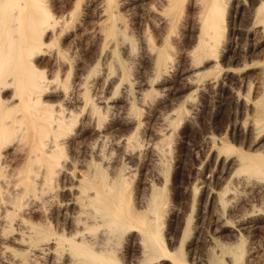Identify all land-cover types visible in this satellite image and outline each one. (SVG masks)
<instances>
[{
  "label": "bare ground",
  "instance_id": "obj_1",
  "mask_svg": "<svg viewBox=\"0 0 264 264\" xmlns=\"http://www.w3.org/2000/svg\"><path fill=\"white\" fill-rule=\"evenodd\" d=\"M241 3L0 0V264H243L247 260L250 230L264 233V215L250 221L238 218L232 229L228 223H235L236 214L228 217L226 209L235 199L233 195L230 199L231 193L227 196L234 187L233 176L244 197L264 192V0L251 2L248 13ZM230 4L234 14L227 21ZM137 9L139 20L149 18L140 35L150 74L146 81L132 80L130 72L137 40L129 30L128 13ZM184 13L190 33L182 61L190 63L188 69L180 65L176 74L164 78L175 64L173 38ZM79 46L84 51L80 56ZM223 72L239 75L238 98L245 96V110L242 122L232 121L230 136L220 143L213 138L217 157L222 156L218 175H233L212 197L217 205L210 206V217L222 224L212 226L207 238L203 224H199L203 230L194 229L189 217L177 246L176 238L169 240L165 233V186L158 187L144 173L137 182L136 173L128 176L132 168L128 163H138L144 171L163 158L159 141L145 155L140 150L142 156L134 155L144 147L139 129L144 111L136 103L134 86L141 101L160 96L154 102L159 100L165 111L172 105L176 115L166 122L177 126L187 108L177 99L190 88L181 82L193 84L211 75L217 79ZM159 78L160 90L154 87ZM124 82L127 91L121 94ZM221 90H226L225 84ZM129 95L125 110L121 103ZM174 100L178 105L172 104ZM249 102L252 105L247 106ZM156 107L151 121L158 119ZM244 197L241 203L248 200ZM262 200L260 204L255 200L252 212L264 211ZM227 229L232 238L221 233ZM192 230L197 232L193 238ZM247 262L264 264V252Z\"/></svg>",
  "mask_w": 264,
  "mask_h": 264
},
{
  "label": "rangeland",
  "instance_id": "obj_2",
  "mask_svg": "<svg viewBox=\"0 0 264 264\" xmlns=\"http://www.w3.org/2000/svg\"><path fill=\"white\" fill-rule=\"evenodd\" d=\"M239 1L240 2L242 1L241 4H243V10H244L243 12L244 13L250 12L251 6H252L251 2H253L254 0H252V1L251 0H245V1L239 0ZM232 3L234 4L235 2L233 1ZM233 4L228 5V7L230 9L227 10L228 12L226 11V14L228 13L226 16L227 21H229V19H230L229 16H232V14H234V8H233L234 6L232 7ZM231 8L233 9V11ZM138 10L139 9H137V12H136V10L135 11L130 10L128 13L129 22H130L129 23L130 24L129 30L131 32H133L132 34H135V38L137 40V47H136V53H135L136 55L134 54L135 57L134 56L132 57V60H131L132 64L130 65V72L132 73L131 74L132 80L139 78V80L144 81V79H145V81H146L148 79V76H150V74H149V69H147L148 64H146V62L143 60V57H142V54H143L142 53L143 52L142 46L144 45V43L141 41L140 35L143 34V30L146 29V23H147V20L149 18L147 19V17H146V19H145V18L140 17V19H144V20H139L140 12H138ZM192 11H194V10L191 9V13H192L193 17L196 16L195 14H193L194 12H192ZM134 12L137 15H135ZM133 16H134V20H133ZM186 16H188V13H187V15L184 13V15L181 19L182 21H179L180 22L178 24L179 27L177 28V32L174 34L176 37L173 38L175 40V41L173 40V51L175 49L174 58L175 57L177 58V59L175 58V61H174V63H175L173 66L174 68L172 67L171 69H169L166 72L167 73L166 75L163 74V75H165L164 78H170L174 74H176L177 68H179L180 65H182L181 68L185 69L184 68V65H185L186 69H188V65H189L188 63H190V62L188 60L182 61L183 56L186 54V52H187L186 50H188V46H189V45L185 44V41L189 39L188 36L190 33L189 25H186V23H185L186 22L185 19L187 18ZM130 18L133 20V23H132V20ZM135 20L139 21V23H137ZM140 21H141L142 26L145 25L144 27L141 26ZM134 23H135V27H134V25H132ZM131 26H133V27H131ZM140 29H141V31H140ZM135 31H137L138 34L134 33ZM139 31H140V34H139ZM178 37H180V38H178ZM183 37H184V39H183ZM138 38H140V40ZM80 47L81 46H79L76 49V54H78V56L84 54V51L82 50L83 47L82 48H80ZM201 71H203V70H201ZM225 72H223L217 79L214 77V75H211L209 77L204 78L202 81L195 82L193 84L187 83V81H184L185 83L181 82L182 85L185 84V85L189 86L190 88L185 92V94H181L183 97L181 96L180 97L181 99H177L178 102L175 100H174L175 102H172L173 105L183 102L184 106L185 107L187 106L186 111H184V114L182 115L183 118L180 121L179 125H177V126H171V125L169 126L168 122H166L167 118H168L167 120L173 119L176 115L175 111L172 109V105H170L169 108H167L168 106H166L167 111H169V113L166 114L167 111H165V106L158 103L159 100H157L158 102L157 101L154 102L155 99H158V98L160 99V96L159 97L154 96L155 98H153V100L148 101V99H147L145 102H143V101H141L142 95L138 92L139 88L136 87L137 86L136 83L134 86L135 96L137 97L136 103H137L138 107L141 109V111H144V112H142V116H144V117H141L142 125L140 126L141 128H139L140 133L142 134L140 137V140H143L142 144L144 143V147L141 146L140 148H137L136 149L137 152L134 155H136V154L140 155L141 152H143L142 155H145V153H147L150 150L152 151V149L154 148V145H152V144H154L153 142L158 143V141H159V145L161 147L163 146L162 148L160 147L161 149L159 151V155L161 157H163L164 159L160 158L161 162H159V164L155 165L154 168L151 165V166L147 167L146 170L144 169V171H143V169H141L142 167H140L138 165V163H128V166L132 167V168H129L127 170V171H129L128 176L136 173L137 175L135 177V181L137 182L141 173H144L145 175L147 174L146 175L147 178L151 181L153 180L158 185V187L161 188V186H165L166 195L168 196V197H166V202H167V204H169V205L166 204V207H165L166 211L164 212V222H166L165 223V233H167L166 236H167V239H169V240L172 239V241H174L176 238L175 245H177V246H178L180 238L182 237V232H183L184 226L186 225L189 217H192L191 225H192V227H194V229H195V227H197L198 229H202L201 226L203 224L202 227L206 231V234H204L205 237H207L208 234L213 233V229H214L213 227H215V225L217 223L222 224L221 222H214V219H212L210 217L209 211L211 210V207H212L211 205H213V206L217 205L216 202L214 203V200H213L214 198H212V197H215L214 194L218 193V191H220L225 186L226 182L230 179V177L232 178L233 175L231 174L230 177H225V178H221V176L218 175V168H219L220 161H221L220 159H222V156H220L221 158L217 157V147L212 145L213 144V138H216V142L219 141V143H220L221 140L225 137V135L230 136L231 135L230 134L231 124L233 123L232 121L233 120L235 121L236 120L235 118H237L238 121L242 122V120H243V118H242L243 113L242 112L245 110V106H244L245 96L242 95L240 98H238V90L237 89H238V87H240V85H238L237 82H238L239 75L238 74L232 75L231 72H228V73H225ZM256 72H258L257 69L253 70L252 74H255ZM188 75H192V73H189ZM188 75H186L185 77H187ZM140 77H141V79H140ZM112 78H113V76H111V79ZM162 78H159L154 83V87H156L157 89H159V85L157 83H159L162 80ZM254 78H255V76H254ZM255 81H256V79H255ZM112 83H114V82H111V90H112V86H113ZM223 83L225 84V88H226L225 91L221 90V86L224 85ZM239 83L242 85L244 84L243 82L242 83L239 82ZM254 83L256 84V82H254ZM247 84L245 87H243V92L246 91ZM255 84L253 85V88H252L251 97L253 96V91L255 90ZM192 85H193V87H192ZM126 86H128V85L126 82H124V84L122 86L121 94L124 93L125 91H127ZM196 91H197V93H196ZM191 95H193V98L190 97ZM129 97H130V95L128 97H126L125 101H123L124 102L123 104L121 103L123 109L125 108V110H126V108H128L130 106V101H131L130 98H132V97H130V98ZM238 102H239V105H238ZM240 104L242 107L240 106ZM155 105L158 107V110H159L157 115H156V116H158V119L157 120L153 119L154 121L153 120L151 121L150 117L154 114L153 110L156 107ZM250 105H252V102H249L247 106H250ZM159 108H163V109H159ZM159 114H161V115H159ZM142 118H145V119L147 118L146 120L149 122V124L147 121H145ZM241 118H242V120H241ZM228 120L229 121L231 120V122H228ZM196 123H197V126H196ZM146 124H148V125H146ZM152 126H154V127H152ZM162 130H164V132ZM144 140L146 142H144ZM169 146H171V147H169ZM138 150H140V153ZM117 152L118 151H115V154ZM142 155H140V156H142ZM213 156H214V158H213ZM127 162H128V160L126 161V163ZM135 162H137V161H135ZM137 166H138V168H137ZM157 167L160 169H158ZM162 168H164V170H162ZM160 171H162V172H160ZM234 177L235 176H233V178H232V180L234 181L233 182L234 185H232V186H234L233 188H235L236 191H234V189L232 188V190H230L228 192L227 196H229L231 193V195L229 196L230 199H231V196L233 195L232 198L235 196V199L237 201L235 199H232L231 200L232 202L230 201L228 203V205L230 204V206L227 205V209L228 208L229 209L228 210L226 209V211H227L226 216L233 217L236 214L235 217L232 218L233 220L234 219L236 220V221L234 220L235 223L234 224L228 223V226H230L232 229L233 228L236 229V223H237L238 218L240 220H241V218L242 219L245 218L246 220L249 219V221H250L254 217H257V218L260 217L261 218V216L264 215V211L260 212V211H258V208H255L256 209L255 212H252V210H251L252 209L251 206L255 205V200H256V204H258V203L260 204L262 199H263L262 201H264V195H263L264 192L262 194H260V196H263L262 198L260 196H257V197L255 196L254 198L251 196L253 199H250L251 200L250 201L249 198H251V197L249 195H248L249 196L248 198H246V196L244 197L245 193L242 191L243 187L241 185H238L237 187H235L237 185L236 182H238V181L236 180V182H235ZM135 181H134V185L136 184ZM219 184H221V185H219ZM222 184H223V186H222ZM206 186L209 188H207ZM208 189L209 190L212 189V190L209 191ZM195 190H196V192H194ZM200 191H201V194H200ZM239 191L243 196H241V195L239 196V194H240ZM234 193H236V194H234ZM196 196L197 197L199 196L198 198L201 199V200H199V202H198V198ZM236 196H238V198ZM241 197H244L246 200L247 199L249 200V201L247 200L246 202H243V203H247V202L249 203V204H246L247 205L246 207H245V205H243V203L240 202ZM211 199H212V201H211ZM238 200H239V203H238ZM204 201H206V202L204 203ZM240 203L242 204L243 210L244 209L246 210L249 208L248 210H250V211H247V213H246V211L244 210L243 211V212H245L244 214H242L243 213L242 211L240 213V210H241L240 208H242ZM196 204H198V205H196ZM199 204H201V205H199ZM205 205H206V209H204ZM231 208H233V210ZM167 209H168V211H167ZM198 209L200 212L197 211ZM235 209H237L238 213H233V212H237ZM231 211H233V212H231ZM206 212H207V215L209 217L206 216ZM228 212H230V213H228ZM232 213H233V215H232ZM239 213L242 215H240ZM200 214H202V216H200ZM203 214H205V215L203 216ZM195 215H197V216H195ZM243 215H245V216H243ZM226 216H225V218H227ZM239 216H241V217H239ZM185 219H186V221H185ZM239 219H238V221H240ZM202 220L205 222L202 223ZM212 220H213V222H212ZM199 221H201V222H199ZM206 222H208V223H206ZM204 224L208 225V226H205ZM177 225H179V226H177ZM175 228H176V230H175ZM178 230H181V231L179 232ZM168 232H170L169 234L171 236L168 235ZM252 232H254V233L252 234ZM221 233L226 238L227 237L232 238L230 236V230L229 229H227V231L225 230L224 232H221ZM225 233H226V235H225ZM257 233L254 230H252V231L250 230L249 237L252 235V237H250V239L253 242H251L250 239H248V241L246 243V246H248L247 250L251 249V251L249 250V252L247 251L245 254V259H247V260H253L254 258L262 255V253L264 252L263 251L264 243H262V242H264L263 241L264 240V235H263L264 233L262 232L263 233L262 234L261 232H259L262 235L259 233L257 234ZM179 234H181V235H179ZM227 234H228V236H227ZM196 235H197V232L195 233V230H192L191 238H193ZM255 235H257V236L259 235V237L255 236ZM260 235H261L262 239H260ZM255 239L256 240L258 239V240L256 241ZM176 241H177V243H176ZM255 242L258 243L259 245L255 244ZM201 246H202V244H201ZM257 251H259V253ZM255 254L256 255L258 254V255L256 256ZM249 255H251L252 258ZM247 260H245L246 262L244 261L245 264L248 263Z\"/></svg>",
  "mask_w": 264,
  "mask_h": 264
}]
</instances>
